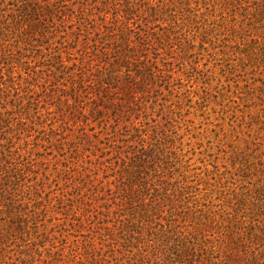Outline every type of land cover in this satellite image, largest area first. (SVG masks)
I'll return each mask as SVG.
<instances>
[{
	"label": "rangeland",
	"instance_id": "374dc122",
	"mask_svg": "<svg viewBox=\"0 0 264 264\" xmlns=\"http://www.w3.org/2000/svg\"><path fill=\"white\" fill-rule=\"evenodd\" d=\"M0 264H264V0H0Z\"/></svg>",
	"mask_w": 264,
	"mask_h": 264
},
{
	"label": "trees",
	"instance_id": "16d2710c",
	"mask_svg": "<svg viewBox=\"0 0 264 264\" xmlns=\"http://www.w3.org/2000/svg\"><path fill=\"white\" fill-rule=\"evenodd\" d=\"M129 44L126 45L125 48H129L128 46L131 45L130 41H128ZM119 56L116 57V62L114 64L117 65V67H123L125 64H129L130 58L127 54L118 52ZM114 66V65H113Z\"/></svg>",
	"mask_w": 264,
	"mask_h": 264
}]
</instances>
